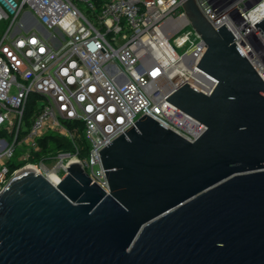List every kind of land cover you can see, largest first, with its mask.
I'll return each mask as SVG.
<instances>
[{
	"label": "water",
	"instance_id": "95a60500",
	"mask_svg": "<svg viewBox=\"0 0 264 264\" xmlns=\"http://www.w3.org/2000/svg\"><path fill=\"white\" fill-rule=\"evenodd\" d=\"M183 8L218 83L166 99L207 129L140 117L100 150L109 192L77 161L57 184L22 168L0 191V264H264V79L226 23Z\"/></svg>",
	"mask_w": 264,
	"mask_h": 264
},
{
	"label": "built area",
	"instance_id": "2783aa9c",
	"mask_svg": "<svg viewBox=\"0 0 264 264\" xmlns=\"http://www.w3.org/2000/svg\"><path fill=\"white\" fill-rule=\"evenodd\" d=\"M183 1L0 0V186L24 168L12 163L18 151L28 160L46 133L67 137L74 153L59 152L52 166L25 167L54 172L60 182L77 161L109 192L100 150L140 117L190 141L207 129L166 99L186 82L208 95L218 83L197 66L207 44ZM197 3L214 27L228 25L264 79V36L255 25L264 0Z\"/></svg>",
	"mask_w": 264,
	"mask_h": 264
},
{
	"label": "trees",
	"instance_id": "16d2710c",
	"mask_svg": "<svg viewBox=\"0 0 264 264\" xmlns=\"http://www.w3.org/2000/svg\"><path fill=\"white\" fill-rule=\"evenodd\" d=\"M33 106H30L27 112V121L30 120V117L33 113ZM41 150L40 151H33L30 154L28 160L24 161L22 164L26 162L36 163L38 161L44 160L45 162H52L55 155L59 152H70L74 153V147L71 141L59 134V133H46L40 139ZM86 153V151H85ZM21 164V165H22Z\"/></svg>",
	"mask_w": 264,
	"mask_h": 264
},
{
	"label": "rangeland",
	"instance_id": "374dc122",
	"mask_svg": "<svg viewBox=\"0 0 264 264\" xmlns=\"http://www.w3.org/2000/svg\"><path fill=\"white\" fill-rule=\"evenodd\" d=\"M4 25H5V22H3V23L1 24L2 27H3ZM33 99H34V95H31L30 100L32 101ZM22 152H23L22 150H19V151H18V154L13 158L12 163H18V162H21V163H19V164H22V163H23L24 159L27 158L28 153H24V154L22 155ZM23 157H24V159H23ZM27 164H28V162L22 164L21 167H25V165H27ZM48 164H49L50 166H52L54 163H53V162H48ZM2 187H3V186L1 185V186H0V190H1Z\"/></svg>",
	"mask_w": 264,
	"mask_h": 264
},
{
	"label": "bare ground",
	"instance_id": "6f19581e",
	"mask_svg": "<svg viewBox=\"0 0 264 264\" xmlns=\"http://www.w3.org/2000/svg\"><path fill=\"white\" fill-rule=\"evenodd\" d=\"M261 68H264V63H260ZM32 166L33 168L37 169L34 165H29L28 167ZM38 170V169H37ZM39 171V170H38ZM53 183H57L59 181V177L54 173L51 172L48 177Z\"/></svg>",
	"mask_w": 264,
	"mask_h": 264
}]
</instances>
